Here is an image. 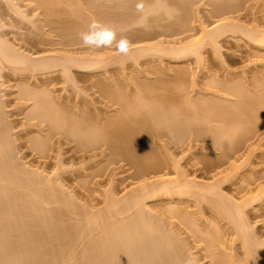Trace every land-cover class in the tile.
Instances as JSON below:
<instances>
[{
	"label": "rangeland",
	"instance_id": "rangeland-1",
	"mask_svg": "<svg viewBox=\"0 0 264 264\" xmlns=\"http://www.w3.org/2000/svg\"><path fill=\"white\" fill-rule=\"evenodd\" d=\"M136 2L0 0V41L7 48L34 59L68 57L101 63V67L98 65L97 69L87 74L76 66L72 67L68 78L61 67L51 72L32 74L31 69L25 71L22 67H14L2 60L0 54V116L5 120L4 127L11 132L6 141L9 144L7 151L14 158L15 170L19 167L26 172L22 171L24 176L28 175V178H24L22 172L17 170L20 176L17 174L8 181H0V211L3 213L0 212V218H4V224H1L3 220L0 219V232L3 227L7 230L12 224L15 227V222L18 226L12 230L20 228L23 233L32 231L26 233L27 236L21 233L19 238L26 237L22 238L25 242L21 241L24 245L17 248L20 249V255L23 252L24 255H27L26 252L31 254L34 249L41 252H53L56 247L57 250L61 249L60 262V258L54 262L39 256L37 259L23 258L18 263L15 261L17 264H80L81 261V264H117L115 259L107 258L111 250L108 243L105 244L109 248L104 247L103 243L99 249L94 250V246L91 248V253L97 255V258L101 255L102 259L104 254L106 260L99 259V262L95 258L90 259L91 253L86 250L90 247L87 245L92 241L96 245L106 227L112 230L113 226H118L124 220L128 221V226L132 219L137 221L136 217L141 214L143 217L139 216L140 220L135 223V238L133 234L130 235L132 239L129 238L128 232L132 233L129 226L126 229L122 227L125 230L118 227L119 234H115L117 226L113 227V233L108 230L116 238L120 235L121 239L117 238L116 241L114 236L115 240H111L116 241L115 244L121 240V249L118 250L124 252L129 248L128 253H124L128 254L127 259L130 255L131 259L136 258L135 263L130 258L126 262L124 257L123 261L120 260L124 264H170L168 261L171 260L172 264H185L188 259H192L194 264H220L223 261L221 259H231L233 264H246L249 255L264 261V102L261 101L264 96V44L254 43L244 36L243 31L231 33L229 28L231 24L239 25L264 34V0H144L143 13L136 11ZM92 20L114 26L118 39L120 35L127 36L132 43L129 55H119L115 46L103 49L83 46L78 34L86 31ZM223 24L228 25V31L226 29L218 38L209 36L210 31ZM172 47H191L193 52L187 57L173 59L164 53V50ZM28 91L32 94L37 92L38 95H28ZM42 94L51 96L67 122L89 119L93 124L100 122L105 126L110 119L114 120L119 115L118 119H142L145 114L149 115L150 119L157 121L153 124L156 133L143 143L140 150H144L136 151V154L139 152V156L153 151L151 153L158 157L161 167L143 176L135 166L136 163L114 150L119 146H115V142L90 149L83 147L78 140L70 141L63 133L51 134L47 128L48 122L40 125L34 116L36 100ZM242 103L247 105L243 104L244 110ZM232 115L240 119L234 120ZM90 129L86 131L88 134L91 135V131L95 133L93 128ZM179 138L183 142H179ZM36 140L47 144L44 153L35 144ZM217 142L223 145L219 146ZM120 144L124 147L122 144L125 143ZM41 179L48 181L43 180V183ZM156 183H168L170 187L186 184L189 187L176 193L171 191L144 195L139 199L142 202L140 205L133 206L128 213L116 218L113 213L109 217L111 210L107 214L108 218L101 221V225L102 222L104 225L102 231L99 226H90V231L86 233H82L79 228L82 234L78 231V235V228L75 227L77 230L74 229V237L71 234L72 225H64L67 221L79 220L86 212L90 214L87 216L97 218L102 210L107 212L106 207L111 205V200L121 202L115 205L121 210L127 203L124 200L146 194L143 187ZM202 186L204 189H201ZM235 204L243 209V223L246 222L249 228L247 234L250 239H254L251 242L255 250L254 247L249 249L253 250L254 255L247 254L248 249L242 241L238 224L232 222V215L233 220L227 215L228 208H232L229 205ZM7 208L12 214L13 208H17L24 216L14 209L16 214L13 215L16 216L13 218L20 214L24 220L18 215L19 222L16 218L14 222L12 218L13 223L10 224L7 220L13 215L8 214ZM104 208L107 210L104 211ZM59 209L62 210V218ZM38 211L44 213L41 218H44L45 225L44 222L39 223L37 217L40 215L35 213ZM47 214L49 217L52 214L51 223L57 225V230L60 229V239L65 237L66 230L70 228L66 237L72 235L73 238H69L74 241L69 239V243L72 241L73 245H68L66 237L64 241L58 240L56 245L59 246L50 243L49 240L53 241L57 233L51 235L53 238L49 236L48 240V230L46 233L45 229L51 223L49 220L50 225L46 224ZM7 215L10 216L8 219ZM29 216L30 220L33 218L31 226L30 222L26 223L30 221ZM87 216L84 217L87 219ZM20 220L29 226L23 225L24 229L28 228L27 231L19 227L22 224ZM35 220L42 224L40 227H44L43 230L36 229H39L37 223L35 229L32 228ZM238 220L242 222L241 218ZM133 223L130 224V230ZM11 229L0 234L7 236L2 240L9 237ZM17 232L13 230L12 233ZM14 238L19 240L18 236ZM122 238L131 241L132 245L126 246L128 242ZM13 239L11 242L6 241L11 244L6 245L11 246L10 249L13 247ZM123 240L126 249L122 245ZM253 241H260L257 243L262 247H256ZM66 243L68 248L64 247L67 249L77 247L76 252L81 254L79 256L76 253L77 256H82L87 262L82 258L78 260L76 254L72 257L73 261L71 257L68 258L70 254L66 257L63 253L62 257L64 247H59ZM97 244L100 246L99 242ZM167 244L178 250L176 253H172L174 249L171 250L174 259L168 252L170 250L166 249ZM117 245L119 248L120 244ZM257 248L259 251H256ZM17 249L11 253L16 254ZM8 250L9 247L5 251L9 253ZM81 250L82 253L87 251L84 255L89 253V259L80 253ZM179 255L177 263L175 259ZM9 262L5 263H13ZM5 263L3 260L0 264Z\"/></svg>",
	"mask_w": 264,
	"mask_h": 264
},
{
	"label": "bare ground",
	"instance_id": "bare-ground-1",
	"mask_svg": "<svg viewBox=\"0 0 264 264\" xmlns=\"http://www.w3.org/2000/svg\"><path fill=\"white\" fill-rule=\"evenodd\" d=\"M105 20V19H104ZM228 28V25H219V26H217L216 28H214L213 29V31L211 32L210 31V33H209V36H211V37H215V38H218L219 36H221V34H223V33H225V31H226V29ZM229 28H231L230 30H231V33L232 32H238V31H243V33H244V36H246L247 38H249L251 41H253L254 43H257V44H260V45H262V44H264V34L262 33V32H260V31H250V29L249 28H244V27H240L239 25L237 26V25H233V24H231V27H229ZM246 29V30H244V29ZM249 31H248V30ZM229 29H227V31H228ZM252 30V29H251ZM7 45H5V43H2L1 41H0V54L2 55V57H1V59L3 58L4 60H6V61H8L9 63H11L12 65H14V67L16 66V67H22V68H24L23 70H25V71H29L30 69H31V72H32V74H33V72H35L34 74H36L37 72H40L41 73V71H42V73L43 72H45V71H50V70H53V69H56L57 67H61L62 69H63V72H64V74L69 78V76L71 75V72H72V67H77V68H79V70H83V72L84 73H86L87 74V72H91V70H95V69H97L98 67V65H99V67H101V63H99V61H97V60H76L75 58L73 59V58H61V59H55V58H49V57H47V58H39V59H34L33 57V59L30 57H28V56H26V55H24V54H21V53H17V52H15V51H12L11 50V48H7L6 47ZM193 52V50H192V48L191 47H189V48H186V47H181V48H176V47H172V48H168V49H166V50H164V53H167V54H169L170 56H171V58H173V59H179V58H184V57H187L189 54H190V52ZM2 59V60H3ZM7 62V63H8ZM94 68V69H93ZM27 69H29V70H27ZM51 72V71H50ZM81 75L83 74V73H80ZM101 88H105V87H101ZM107 89V88H106ZM25 91H27V90H25ZM104 91V90H103ZM107 91V90H106ZM30 91H28L27 93H28V95H33V96H37L38 95V93L36 92V93H34L33 92V94L30 92ZM108 92V91H107ZM25 94H26V92H25ZM27 95V94H26ZM42 97H40L39 98V100H36V103H35V105H36V111L34 112V116H35V118H38V122H39V124L40 125H43L42 123H44V122H48V124H49V126H47V128H48V131L51 133V134H64L65 135V137H67V139H69L70 141H74V140H78L79 142H81V145L83 146V147H90V149H94L95 147H97V148H99V147H101V146H104L105 144L107 145L109 142H115L116 143V145L115 146H117L118 144H119V146L121 145L120 143H125V144H122V145H124V147L123 146H117V147H119V148H117V147H115L114 148V150L116 151H118V152H120L121 153V155L123 156V157H126V158H128L129 160L131 159L132 160V162L133 163H136L135 164V166L137 165V167L139 168L138 169V171H139V173L141 174V175H143V176H145L144 174H147L148 175V172H151V171H154L155 172V170L157 171V169L159 168V166L161 165L160 163V161H158L159 159H158V157L154 154V153H151V152H153V151H151V152H145V154H143V155H139L138 156V154H139V152L136 154V151H143V150H140V149H142L143 147V143H145V142H147V141H149L154 135H155V133H156V130L154 129V125L153 124H155V122H157V121H153L152 119H150L149 118V115H144L143 116V118L142 119H135V118H121V119H118L119 118V116H118V118L117 117H115V119L113 120V119H110L107 123H105L106 125L104 126L102 123H98V124H93L92 122H90L89 121V119L86 121V120H83L84 121V123L86 122V124H82L81 122H83V121H73V122H70V121H65V119L63 118V116H62V111H59V110H57V108L59 109V107H57L56 105H55V103H54V100L51 98V96L49 95H47V94H45V95H41ZM264 96H262V99H261V101L262 102H264V98H263ZM138 99V98H137ZM245 103H247V101H244ZM1 104V103H0ZM244 103H242L241 105H243ZM245 105V104H244ZM243 105V106H244ZM245 106H247V105H245ZM245 106L243 107V110L245 109ZM241 109H242V106H241ZM1 107H0V112H1ZM244 112V111H243ZM146 113V112H145ZM3 114V113H2ZM63 114H65V112H63ZM236 116V115H235ZM233 117V115H232V118H235L234 120H237V119H240L238 116H236V117ZM117 118V119H116ZM3 119V116H2V118H1V116H0V181H8L9 179H11V177L13 178V176L14 177H16V176H18L17 174H19V173H17L16 171L17 170H20L19 172H22V171H24L23 169H22V171H21V168L20 169H18V168H16V170H15V168L13 167L14 165H13V161H14V158H12V156H10V153H8L9 151H7V148H8V146H9V144H7V139H8V137H9V135H10V131H9V129L7 130L5 127V125L3 124L4 123V121L5 120H2ZM153 121V122H152ZM90 122V123H89ZM89 124V125H88ZM93 124V125H92ZM102 124V126H99V125H101ZM5 126V127H4ZM93 126V127H92ZM95 126V127H94ZM138 127L137 128V130L135 129V127ZM93 128L94 130H95V133L93 132V131H91V129ZM96 128V129H95ZM88 129H90V131H88V132H90L91 133V135L90 134H88L86 131L88 130ZM125 131V132H124ZM126 131H127V134H124V133H126ZM203 131V130H202ZM249 132V131H248ZM251 132V131H250ZM92 133H94V134H92ZM124 135H123V134ZM202 136V135H201ZM182 140H183V137H180ZM179 138V142H183L181 139ZM246 139V138H245ZM141 141H143V142H141ZM36 143V145H37V147L41 150V152L42 153H44L45 151L44 150H46V148H47V144L45 143V142H40V141H38V140H36L35 141ZM243 142V141H242ZM115 143H113V144H115ZM238 143H239V145H240V142H237V145H238ZM244 143V142H243ZM45 144V145H44ZM242 144V143H241ZM127 145V146H126ZM217 145H223L222 144V142L220 143V142H217ZM44 147H46V148H44ZM122 147V148H121ZM231 147V146H230ZM118 152H115V153H117L118 154ZM120 153H119V155H120ZM160 162V163H159ZM160 164V165H159ZM134 165V164H133ZM16 167V166H15ZM161 167V166H160ZM159 170V169H158ZM16 172V173H15ZM25 172V171H24ZM26 173V172H25ZM24 173V174H25ZM22 175V177L24 176L23 175V172L21 173ZM16 175V176H15ZM19 176H20V174H19ZM26 176H28L27 174H25V176H24V178H28V177H26ZM42 180V179H41ZM43 180H46V179H43ZM42 180V182L44 183V181ZM40 181V180H39ZM46 181H48V180H46ZM45 185V184H44ZM41 186L43 187V184H41ZM46 186V185H45ZM168 187H170V186H168V183H156V184H153L152 186H150V185H146V186H144L143 187V191H144V188H145V190H146V194H138V196H134V198H128L127 200H124V201H126L127 203H126V206L124 207V208H122L121 210L120 209H118L117 207H118V205H120V203L121 202H117L116 201V203H115V201H113V200H111L112 202H109V204L111 203V205L110 206H107L106 208H108V210L106 209V208H104L105 210L104 211H106L107 210V212L105 213V212H103V210H102V212L103 213H105V215L104 214H102V212L100 213V216H99V214H97L98 215V217L97 218H91V217H93V216H87L88 214H83L82 216L83 217H81V218H79V220H81L80 222H78L79 220H74V222L76 223V224H74V222L73 221H67V222H69V223H67L66 221H64V225L66 226V227H69V226H71L70 228L71 229H73V231L71 232V234L74 232V229H75V227H77L78 228V230H77V228L75 229V230H77L76 231V233L79 231V228H81V232L82 233H86L85 231H90V230H88V229H90L91 227L90 226H99L98 228L102 231L103 230V222H102V225H101V221H103L104 219H107L108 218V216H107V214L111 211V215H109V217L110 216H112V213H113V216H114V218H116V217H118L119 215H121V214H126V213H128L132 208H133V206L134 207H137V206H135V205H140V203H142L139 199L141 198V197H145L144 195H154V194H159V193H161V192H168V193H170L171 191H174L175 193L176 192H181V191H184L185 189H187L189 186L188 185H186V184H177V185H175L174 187H170V188H168ZM150 189V191L148 192V190ZM152 188V189H151ZM201 189H204L203 188V186L201 187ZM173 192V193H174ZM143 193V192H142ZM216 195H218V194H216ZM219 197H221V196H219ZM132 201V202H131ZM220 201L221 202H223L222 201V199L220 198ZM226 202V201H225ZM122 203H124V202H122ZM217 203H218V201H217ZM227 203V202H226ZM108 204V205H109ZM116 204H118L117 206H115ZM131 204V205H130ZM223 204H224V202H223ZM15 205V204H14ZM17 205V204H16ZM15 205V206H16ZM125 205V204H124ZM142 205V204H141ZM14 206V207H15ZM234 206V207H233ZM233 206H231V205H229V207H232V208H228V211H225V212H228L227 213V215H232V217L234 218V220H233V218L230 216V218H232V222H235L236 224H238V226H239V229L241 230V232H240V236L243 238V240L242 241H244V245H245V247H246V249H248L247 251V254L248 253H251L252 255H254L255 253H253V250L251 251V250H249V249H252L254 246H253V244H252V240H254L252 237V239H250L249 238V235L247 234V231L246 230H249V228L247 229V223L245 222V223H243V216H244V212L242 213V211H243V209L239 206V207H237L238 205H233ZM35 207V206H34ZM114 208V207H116L117 209H118V211H117V209H116V211H115V209H112V208ZM10 209H12L11 207H9ZM9 208H7L6 210H8ZM32 208H33V206H32ZM36 208V207H35ZM34 208V209H35ZM239 208H241V209H239ZM9 209V215H10V213L12 214V212H11V210ZM14 209L15 208H13V214H16V213H20L21 214V211H19L17 208L15 209V211H17L16 213H15V211H14ZM34 209H32V211L34 212ZM40 209V208H39ZM1 210V209H0ZM5 210V209H4ZM36 210H38V209H35V211ZM42 210V209H41ZM41 210H40V212H41ZM58 210V209H57ZM225 210H227V209H225ZM242 210V211H241ZM48 211V210H47ZM1 212V211H0ZM6 212V211H5ZM26 212V211H25ZM24 212V213H25ZM39 211L38 212H35V213H37L38 215H40V217L38 216L37 217V219H38V221H39V223H43L44 222V218H41V215H44V213L42 214V213H40ZM50 212V211H49ZM48 212V213H49ZM56 213H57V211H55ZM60 212V213H59ZM62 212V210H60L59 209V211H58V213L59 214H61V218H62V216H63V214L61 213ZM115 212V213H114ZM2 213V212H1ZM7 213V212H6ZM28 213V212H27ZM179 213H181V212H179ZM12 214V215H13ZM20 214H17V218L19 217L18 215H20ZM59 214H58V216H59ZM110 214V213H109ZM139 214V213H138ZM177 214H178V212H177ZM2 215H3V213H2ZM12 215H10V216H12ZM22 216H24L23 214H21ZM21 215H20V217H21ZM28 215V214H27ZM27 215H26V217H27ZM31 215V214H30ZM49 214H47L46 216H48ZM52 215V214H51ZM51 215H50V217L48 216L47 217V221H48V223H46V224H49L50 225V223H51V220H50V218H52L51 217ZM90 215V214H89ZM94 215V214H93ZM103 217H105V218H102V216ZM141 215V214H140ZM139 215V216H140ZM180 215V214H179ZM227 215H226V217H227ZM4 216H6V215H4ZM10 216H8L7 215V219H8V217H10ZM14 216H16V215H13L12 217H10L11 218V221H9L10 220V218L7 220L6 219V217H5V219L10 223V222H12L13 223V220H12V218L14 217ZM55 216V215H54ZM84 216H87V219L84 217ZM135 216V215H134ZM137 216V215H136ZM139 216H137L136 218H137V221L138 220H140V219H138L139 218ZM181 217H182V213H181V215H180ZM1 217V216H0ZM3 217V216H2ZM25 217V218H26ZM43 217V216H42ZM45 217V216H44ZM94 217H96L95 215H94ZM133 217V216H132ZM141 217H143V216H140V218ZM242 219V222L241 221H239L238 219ZM16 218V217H15ZM15 218H13L14 219V222L16 221V219ZM24 218V217H23ZM41 218V219H40ZM53 218H55V217H53ZM59 218H60V216H59ZM85 218V219H84ZM112 218V217H111ZM134 218V217H133ZM183 218H184V215H183ZM186 218V217H185ZM0 219H2V218H0ZM21 220H22V217L20 218ZM27 219V218H26ZM25 219V220H26ZM33 219V218H32ZM31 219V220H32ZM34 219H36V218H34ZM36 219V220H37ZM42 219H43V221H42ZM82 219H83V221H82ZM113 219V218H112ZM132 219V218H131ZM135 219V218H134ZM3 220V221H2ZM1 221L3 222V223H1V221H0V223L1 224H4V218L2 219ZM19 219H17V222H19L18 221ZM20 220V222L22 223V221L24 220H22L21 221ZM28 220H30V216H29V218H28ZM27 221L26 223L28 224V222H30L29 223V226H31L32 224H33V220L32 221ZM36 220H35V222H34V227H32L33 229H35V226L36 225H38V227H39V229L36 227V229L37 230H43L44 229V227L42 228V227H40V225H42V224H38L37 222H36ZM49 220H50V223H49ZM86 220V221H85ZM129 220V219H128ZM238 220V221H237ZM41 221V222H40ZM57 221V220H56ZM61 220H59V222H60ZM63 221V220H62ZM84 221L86 222V223H84ZM125 221V220H124ZM123 221V225L126 223V225H116L117 226V229H118V227H121V230H123L124 228L126 229V227H128L129 226V231H132V233H130V232H128V236H129V238L131 237L130 235H132L133 234V238H135V234L136 233H134V232H137L135 229H137L135 226H137L136 224V220H133L132 219V221L134 222H132L131 220V223H129L128 224V226H127V223H128V221H126V222H124ZM129 221V222H130ZM143 221V223H145L144 222V220H142ZM146 221V220H145ZM237 221V222H236ZM6 222V221H5ZM32 222V223H31ZM239 222V223H238ZM7 223V222H6ZM12 223H10V224H12ZM16 223V222H15ZM15 223H14V226L15 227H12L13 226V224L11 225V227H10V229L11 228H17V226H18V223H16V225H15ZM21 223H19V225L21 224ZM24 223V224H23ZM19 227H21L22 229H24V227H27V226H25L26 225V223L25 222H23ZM37 223V224H36ZM73 223V224H72ZM80 223V224H79ZM82 223H84L85 224V226H84V224L81 226V224ZM93 223V224H92ZM133 223V225H131L132 227H134V228H132L131 227V230H130V224H132ZM136 223V224H135ZM141 223V222H140ZM147 223V222H146ZM235 223H234V225H235ZM0 224V225H1ZM10 224H9V226H10ZM36 224V225H35ZM55 224V223H54ZM57 224V223H56ZM69 224V225H68ZM77 224H78V226H77ZM135 224V225H134ZM246 224V225H245ZM5 225H7V224H5ZM23 225H24V227H23ZM44 225H45V222H44ZM60 225H62L61 223H60ZM68 225V226H67ZM145 225V224H144ZM147 225H150L149 223L147 224ZM8 225H7V227H9ZM28 226V227H29ZM57 226V225H56ZM56 226H54L52 223H51V225L49 226V227H47L48 229H45V231L46 230H48V233H47V231H46V233H47V237H48V240H49V236L50 237H52L53 238V236H51V235H54L55 233H57V234H55V235H57V236H55L54 237V240L52 241V239L51 240H49V241H51L50 243H54V246L56 247V246H59V244L58 245H56L57 243H58V240L59 241H62L63 239H66L67 237H66V235L68 234V232H67V230H69L70 228H66V229H63L64 231L66 230V233L65 232H62V234H64L65 233V237H64V235L62 236V237H64L63 239H60V236H61V234H60V232H59V234H58V231L60 230H57V227ZM59 226V225H58ZM101 226V227H100ZM116 226H113L114 228H116ZM237 226V225H236ZM3 227V226H2ZM18 227V228H19ZM60 227V226H59ZM58 227V228H59ZM87 227H89V228H87ZM113 227H112V230H111V227H109L110 228V230L112 231V233H113ZM122 227H124L123 229H122ZM62 228V227H61ZM64 228V227H63ZM86 228V229H85ZM102 228V229H101ZM4 229V230H3ZM3 233H1L2 232V230H1V232H0V234H4V233H7V231L8 230H10V229H6V227H3ZM7 231H6V230ZM27 229L28 228H25L24 230H26L27 231ZM29 229H31V227L29 228ZM82 229H83V231H82ZM104 229H105V227H104ZM107 229V230H106ZM106 229H105V232L101 235V238H100V240H98V239H96V240H98V242L100 243V246L96 243V245H97V247H96V245L94 244L95 243V241H94V243H93V241L92 242H90L89 244L91 245H87V247L89 248V250L86 248V250L89 252V253H91V251L94 249V248H101V246H103V245H101L102 243L105 245L104 247H107L106 246V244L111 248V250H109V252H108V256H107V258L108 259H115L116 260V263L118 262H122L123 260H125L126 259V262H128L131 258H130V256L128 257V259H127V256H128V254H124L127 250H130L128 247V249H126L125 248V245L126 246H130V245H132V243H131V239H132V237H131V239H129L128 237V240H131V241H127V239L126 238H122V239H126L125 240V242L127 243L128 242V244H125V242H124V240L122 241V245H124L123 247L126 249V251H119L121 248V240H118V241H120V242H118L117 244H120L119 245V248H118V245L117 244H115V242L117 241V238L119 239L120 238V235L116 238V236H115V234H119V231H120V228L118 229V233H117V229L115 230L116 231V233L115 234H111L110 232V230L106 227ZM124 229V230H125ZM13 230H16V232L17 231H19V232H17L18 234L20 233V235H18L17 233H12L13 232ZM11 229V234L10 233H8V235H9V239H10V236L12 237V234H13V237H16L17 238V236H18V238L21 236V233H22V235H26L27 236V234L26 233H28L29 234V232L31 231H27L26 233H23L21 230H20V228L19 229ZM23 230V231H24ZM62 229H61V231H63ZM110 232H109V231ZM134 230V231H133ZM4 231H6V232H4ZM21 231V232H20ZM78 232L79 234H82L81 232ZM106 231H108V232H106ZM128 231V230H127ZM15 232V231H14ZM25 232V231H24ZM41 232V231H40ZM249 232V231H248ZM31 233H32V231H31ZM44 233V232H43ZM45 233V234H46ZM77 233V234H78ZM39 234V233H38ZM70 234V236L68 235V240L70 239V240H73L72 238V235ZM74 234V237H75V233H73ZM78 234V235H79ZM17 235V236H16ZM32 235V234H31ZM36 235H37V232H36ZM59 235V236H58ZM2 236H3V238H2ZM26 236H22L21 238H19V240H20V242H17V241H19L18 239H16L15 240V238L13 239V237H12V239H13V242H12V246L14 247V243L17 245H15V249H17L18 248V246H20V245H24V242H25V240H23L22 238H25ZM35 236V235H34ZM45 236V235H44ZM114 236H115V239H116V241H114V242H111V240L113 239V240H115L114 239ZM251 236V235H250ZM7 236H4V235H1L0 236V263H1V261H3L4 260V263L6 262V261H8L9 262V260L11 261V262H13L12 264H17L18 262L17 261H19V260H21V259H27V258H33V259H37L39 256L41 257V259H45V260H50V261H54V260H56V259H58V258H60L59 259V262H60V260H61V256L59 255L60 253V250L58 249L57 250V247L55 248L54 246V248L56 249H54L55 251H53V252H41V251H35V249H34V251H31L32 253L30 254V252H26L27 253V255H29V256H27V255H24L25 254V252H23L24 254H22L21 253V255H20V249H17V253L16 254H13L14 252H15V249L12 247L11 249H10V247L11 246H8L9 247V250H8V252L9 253H7L5 250H7L8 249V247L6 246V245H11L10 243L9 244H7V242L9 241V242H11V240L12 239H10V240H8L7 241V239L4 241V240H2V239H5ZM56 237H59V238H57V240L55 239ZM61 237V238H62ZM69 237H72V238H69ZM240 237V238H241ZM241 238V239H242ZM27 239V238H26ZM47 239V238H46ZM75 239V238H74ZM121 239V238H120ZM14 240H15V242H14ZM56 240V242H54ZM67 240V242H68V245L70 244L69 242H70V240L68 241ZM112 240V241H113ZM7 241V242H6ZM21 241H24V242H22L21 243ZM40 242H41V240H39ZM64 241V240H63ZM66 241V240H65ZM74 241V240H73ZM4 242H6V244L4 243ZM17 242V243H16ZM133 242V241H132ZM254 242V241H253ZM257 242H260V241H255L254 242V245H256V247L258 246V247H262V246H259V244L257 243ZM21 243V244H20ZM63 243V242H62ZM106 243V244H105ZM257 243V244H256ZM27 244V243H26ZM26 244H25V246H26ZM48 244V243H47ZM65 244V243H64ZM62 245V244H60L61 245V247H59V248H62V247H64V246H66L67 248H68V245H67V243H66V245ZM75 244H78V243H75ZM74 244V245H75ZM211 244V243H210ZM27 245H29V244H27ZM70 245H73L72 244V241H71V244ZM260 245H262V242L260 243ZM25 246H23V247H25ZM92 246H94L93 247V249H91L92 248ZM170 246V247H169ZM168 246V244H167V250L169 249L170 251H168L169 252V254L171 255V258L173 257V255L174 254H172V253H176V251H178L175 247H173V245H169ZM173 248H172V247ZM7 249H6V248ZM27 248H28V246H26ZM25 247V248H26ZM33 247V246H32ZM31 247V248H32ZM40 247H41V245H40ZM66 247H64V248H62V250H63V252L61 253V255L64 253L65 255H66V257H67V255H69L70 254V256H68V258H70L71 257V259H72V261H73V258L72 257H74V254H76L78 251V249L76 250V248L77 247H75L73 250L71 249V248H69V249H67ZM109 247H107V248H109ZM112 247H113V249H112ZM169 247V248H168ZM98 248V249H99ZM103 248V247H102ZM124 248H122V249H124ZM131 248V247H130ZM172 248V249H171ZM14 249V251H12ZM23 249V248H22ZM67 249V252H68V254H67V252L65 251ZM119 249V250H118ZM174 249V250H173ZM176 249V250H175ZM179 249V248H178ZM258 249V248H257ZM27 250V249H26ZM25 250V251H26ZM69 250V251H68ZM95 250V249H94ZM166 250V251H167ZM171 250H173V251H175V252H172L171 253ZM254 250H255V247H254ZM11 251L13 252V253H11ZM28 251V250H27ZM56 251H58V254H57V252ZM65 251V252H64ZM77 251V252H76ZM84 251V250H83ZM87 251H85L84 253H87ZM181 251V250H180ZM250 251V252H249ZM256 251H259V249L258 250H256ZM56 252V253H55ZM69 252H71V253H69ZM93 252V251H92ZM80 253H82V250H81V252ZM84 253H82V255H84ZM88 253V254H89ZM127 253H128V251H127ZM129 253H131V252H129ZM258 253V252H257ZM13 254V255H12ZM78 254V253H77ZM77 254H76V256L75 257H78L77 256ZM87 254V255H88ZM79 255V254H78ZM81 255V254H80ZM79 255V256H80ZM87 255H84V257L86 258L87 257ZM127 255V256H126ZM178 255V254H177ZM249 255V254H248ZM257 255V254H256ZM27 256V257H26ZM95 255H93L92 253H91V255L89 256V257H91L90 259H93L94 260V258L95 259H97L98 260V262H99V259L100 260H102L103 261V258L105 257L104 256V254L102 255V259H101V255L100 256H98V258H97V255L94 257ZM62 257H64V255H62ZM125 257V258H124ZM170 257V256H169ZM179 257H180V255L179 256H177L176 258L177 259H175V261L177 262L178 261V259H179ZM251 259H250V258ZM79 258V257H78ZM82 258V256L78 259V260H80ZM88 258V257H87ZM124 258V259H123ZM130 258V259H129ZM133 258V257H132ZM259 258V257H258ZM71 259H68V261L69 262H71ZM89 259V258H88ZM107 259V260H108ZM123 259V260H122ZM140 259V258H139ZM172 259H174V258H172ZM14 260V261H13ZM27 260H29V259H27ZM30 260H32V259H30ZM77 260V261H78ZM81 260H83V261H86L87 259H81ZM104 260H106V258H104ZM114 260V261H115ZM118 260V261H117ZM120 260H122V261H120ZM131 260H133V262L135 261V263H136V258L135 259H131ZM138 260V259H137ZM141 260V259H140ZM217 261H218V258L216 259ZM223 260V261H222ZM248 261H249V263H248V261H247V263L246 264H264V261H261L260 259V261L259 260H257V259H255L253 256H251V255H249L248 256V259H247ZM17 263H16V262ZM26 261V260H25ZM24 261V262H25ZM33 261V260H32ZM40 261V260H39ZM39 261H37L36 260V262H39ZM109 261H111V260H109ZM168 261V260H167ZM166 260H165V263H168V262H170V264H172V260L171 261H168L167 262ZM174 261V262H175ZM221 261H222V263H220V264H233V262L231 261V259H226V260H224V259H221ZM11 262H9V263H11ZM15 262V263H14ZM22 262V261H21ZM20 262V263H21ZM54 262H56V261H54ZM58 262V263H59ZM67 262V261H66ZM79 262V261H78ZM87 262V261H86ZM132 261H130L129 263H133ZM138 262V261H137ZM143 262V261H142ZM31 263H33V262H31ZM43 263V262H42ZM81 263H82V261H81ZM80 263V264H81ZM117 263V264H118ZM123 263V262H122ZM121 263V264H122ZM134 263V264H135ZM144 263V262H143ZM177 263H179V261L177 262ZM6 264V263H5ZM21 264H23V263H21ZM34 264V263H33ZM35 264H39V263H35ZM55 264V263H54ZM60 264V263H59ZM63 264V263H62ZM64 264H66V263H64ZM67 264H68V262H67ZM124 264V263H123ZM138 264V263H137ZM173 264H175V263H173Z\"/></svg>",
	"mask_w": 264,
	"mask_h": 264
},
{
	"label": "clouds",
	"instance_id": "clouds-1",
	"mask_svg": "<svg viewBox=\"0 0 264 264\" xmlns=\"http://www.w3.org/2000/svg\"><path fill=\"white\" fill-rule=\"evenodd\" d=\"M137 12L143 13L145 10L144 0H137L135 4ZM79 39L82 45L90 49H103L115 46L119 55L127 56L132 51V43L127 36L120 35L117 38V29L97 20H92L86 31H81ZM185 264H194L192 259L185 261Z\"/></svg>",
	"mask_w": 264,
	"mask_h": 264
}]
</instances>
